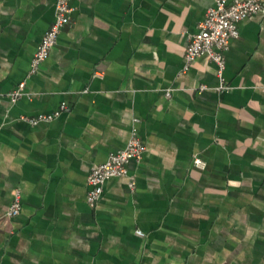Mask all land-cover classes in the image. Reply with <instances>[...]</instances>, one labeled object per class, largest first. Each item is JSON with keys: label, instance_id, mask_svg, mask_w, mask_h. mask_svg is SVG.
I'll list each match as a JSON object with an SVG mask.
<instances>
[{"label": "crops", "instance_id": "obj_1", "mask_svg": "<svg viewBox=\"0 0 264 264\" xmlns=\"http://www.w3.org/2000/svg\"><path fill=\"white\" fill-rule=\"evenodd\" d=\"M56 1L0 0V264H264V11L240 21L219 91L207 55L185 63L216 0H71L31 75ZM135 131L143 158L91 206L89 174Z\"/></svg>", "mask_w": 264, "mask_h": 264}, {"label": "built area", "instance_id": "obj_2", "mask_svg": "<svg viewBox=\"0 0 264 264\" xmlns=\"http://www.w3.org/2000/svg\"><path fill=\"white\" fill-rule=\"evenodd\" d=\"M72 11L71 0L56 1L54 21L36 50L31 62V75L35 74L40 65L49 57L60 33L70 23ZM262 11H264V0H240L232 3H228L226 0H216L214 5L207 9L204 19L198 25V31L191 36L185 52L186 67L193 63L197 57L207 55L218 66L220 78L218 90H229L230 87L224 83L225 53L229 49L231 41L239 37L240 21ZM24 86L25 83L23 82L18 90L11 93L12 101H16L23 95ZM204 89L206 86L200 88V90ZM167 94L170 95V91ZM64 109H66V105H62L60 109L52 113L22 116L20 119L30 125L51 122L59 117ZM145 151L146 147L135 131L124 149L111 154L104 163L95 166L88 176V203L95 206L103 194L106 181L114 177L126 176L129 161L141 160ZM194 163L201 168L205 166L204 161L199 157L195 158ZM21 209V194L17 191L8 210V215L16 216ZM137 233L144 236L141 231H137Z\"/></svg>", "mask_w": 264, "mask_h": 264}]
</instances>
